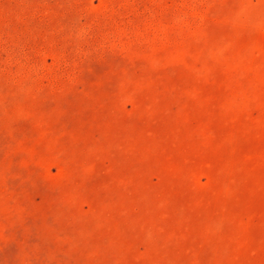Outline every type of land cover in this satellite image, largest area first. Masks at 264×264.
Masks as SVG:
<instances>
[{
	"label": "rangeland",
	"instance_id": "1",
	"mask_svg": "<svg viewBox=\"0 0 264 264\" xmlns=\"http://www.w3.org/2000/svg\"><path fill=\"white\" fill-rule=\"evenodd\" d=\"M0 264H264V0H0Z\"/></svg>",
	"mask_w": 264,
	"mask_h": 264
}]
</instances>
